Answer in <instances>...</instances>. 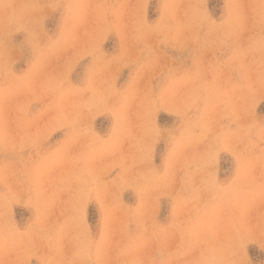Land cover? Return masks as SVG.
I'll use <instances>...</instances> for the list:
<instances>
[{
    "label": "rangeland",
    "instance_id": "1",
    "mask_svg": "<svg viewBox=\"0 0 264 264\" xmlns=\"http://www.w3.org/2000/svg\"><path fill=\"white\" fill-rule=\"evenodd\" d=\"M0 264H264V0H0Z\"/></svg>",
    "mask_w": 264,
    "mask_h": 264
}]
</instances>
